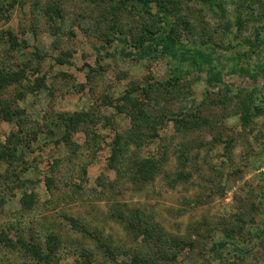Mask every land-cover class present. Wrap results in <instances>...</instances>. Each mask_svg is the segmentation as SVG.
<instances>
[{"label":"rangeland","instance_id":"1","mask_svg":"<svg viewBox=\"0 0 264 264\" xmlns=\"http://www.w3.org/2000/svg\"><path fill=\"white\" fill-rule=\"evenodd\" d=\"M143 1L0 0V264H264V0Z\"/></svg>","mask_w":264,"mask_h":264},{"label":"trees","instance_id":"2","mask_svg":"<svg viewBox=\"0 0 264 264\" xmlns=\"http://www.w3.org/2000/svg\"><path fill=\"white\" fill-rule=\"evenodd\" d=\"M118 1H120L125 6L128 3L132 2L133 5H137V6L138 5H142L143 7H149V2L148 1H143V0H118ZM172 33H174L173 28L171 29V32L168 34V38H171V39L174 38ZM154 42L160 43V42H157V41H154ZM140 46L141 45H139V47ZM139 47H137V48H139ZM254 77H256V75ZM0 84L2 85L1 82H0ZM74 124H75V121L72 118H70V119L68 118L67 120H65V125L64 126L66 128H68V129H66V132H71L73 130V128H76V125L74 126ZM226 246H227L226 243L222 245V247H226ZM217 255L221 259V252L218 251V250H217Z\"/></svg>","mask_w":264,"mask_h":264}]
</instances>
